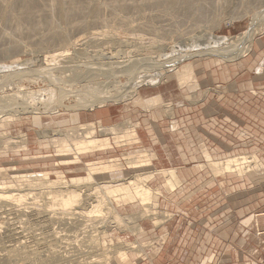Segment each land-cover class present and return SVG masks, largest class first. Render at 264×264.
I'll use <instances>...</instances> for the list:
<instances>
[{
  "label": "rangeland",
  "instance_id": "374dc122",
  "mask_svg": "<svg viewBox=\"0 0 264 264\" xmlns=\"http://www.w3.org/2000/svg\"><path fill=\"white\" fill-rule=\"evenodd\" d=\"M106 1L111 3L110 1L112 0H99L98 5L87 2V8H95V12H87L83 14H81L80 12L71 13L69 14V19H63L62 21L60 20L61 22L58 21V18H60V16L58 15L51 16L47 14L39 17L28 16V19L27 16H25L23 20L31 19V22L35 24L40 19H47V23L43 22L40 23V25H35L36 28H41V30L49 28L51 25V21H53L54 18L57 19L56 27L59 28L58 30L60 31L69 28L70 24H84L82 25V27H77L69 30L68 33L70 38L68 40L66 39L64 42L59 43L58 41H56L55 44H40L41 46H38L30 43L33 38L31 39L26 37L24 39L26 44H21V49H15L16 51H14V49H11L12 42H9V40L7 41L4 35V32L9 33L10 35L15 34L13 33V26L9 25L11 23L10 20H13V17L10 16L11 13L17 15L23 13L28 9L30 11H33L34 8L43 9V4L45 3V1L19 0L17 2L16 0H11L10 5L6 4L7 7H2L0 9L1 13L2 11L4 12L6 10L4 14L2 13L3 16L0 20V23H3L0 24V52L4 51L3 53H5L3 55V53L1 52L0 66H2L1 64H4V66L2 67H6V65H12V63L23 64L27 61L29 64V69H27V67L26 69L29 75L32 73H37L36 75H34L37 78V81L33 75L25 78H17L18 76L14 75L16 78L15 80H13L8 85H5L4 87L0 86V93L3 94H0V114L3 115L2 118L9 115H13V117H19L18 120H15L13 119V117H11V119H13L12 122L0 119V183L2 181L7 184H16L20 183L21 180L27 179V177L34 175L44 176L45 173H47L52 180H59L60 177L64 176L66 179L74 182L75 178L89 177L86 172L88 161L103 159L107 160L117 157L120 158V160H122L124 164H126V161L123 158L125 154L132 155L144 150H149V152L152 154V158L155 159L156 153L149 146L146 147L145 145H143L142 139H144V137L141 136V132L146 134V131L151 129L155 131V135H157V132H160L162 130V128H159V125L165 121L169 122L170 129H172L175 133L179 132V130H187L192 134V143L194 145V149L197 148L195 150L198 155V159L193 157L194 159L191 160H193L192 163H195L198 166L201 164H205L207 159L211 157L209 155L210 157L206 159L204 155V151L206 148H208L209 152H207L206 150L205 153H211L213 157L220 159L226 155L255 154L259 159L256 164H260L261 160L264 165V123H258L260 127L257 128L259 130V133L257 134L251 129H247V125L249 123L252 124L255 122L251 120L247 124L246 118L242 117V115L245 116L248 113L250 114V112H264V81L257 84L259 87H252L248 90L245 88V86L242 85V82H238L240 83V85H234L232 83L233 78H235L236 76H241L244 71L250 70L248 68L249 65L250 67H253L252 70H254V72H263L264 29H262V31L257 33L254 37V44L252 45L251 50L248 51V56L252 55V59L247 66L241 64L242 59H237V61H235L236 63H238L236 64V69H226V67L224 66L229 64H226L224 61H216L217 63L213 62L212 64H210V66H208L206 64L210 57L206 55H204V57L197 56L194 58H189L183 63L180 61L181 64L180 62H178V60V63L176 65H178L179 67L180 65L186 64L188 61L192 63L196 62L197 60L199 61L200 65L198 64L197 66H195L197 87H191V85L182 87L176 80V74L174 73V70L172 72L169 68L168 70L166 69L165 72L161 71L157 69L158 64L153 66H146V64H144L143 68L147 67V70L144 72L140 71V73L134 70H130L129 72H125L123 70L120 73L119 71H117L113 75L112 73H106L104 70H102L103 67H107L108 64L110 65L116 60H130L129 62H132L145 58L148 60V62H153L155 60L157 61L160 58V60L165 61L167 57L164 54H171L170 56H173L176 53L175 50L178 52L184 50V48L187 49L188 46L191 47V45L193 46L200 43L202 45V42L208 41L210 32H212L215 36L219 35L225 36L227 38H231L236 35L239 36L241 33H246L248 32L247 28H249L251 24L250 22L255 20V24L251 27L249 33L253 32L258 24L260 25L262 24L261 22H264V8L255 11H261L260 13L263 12V14L260 15V19H255L253 13L251 14L248 12L249 14H246V11L255 9V6L257 4L255 2L256 0H254V2L253 0H235V2L234 0H230L226 7L222 9V12H224H221L222 14L220 13V11L214 14L213 11L205 8L206 5L202 0H179L176 4H174L175 7L174 5H172L171 7L168 6L164 2V0H161V2L160 0H151V2H142L141 0H139L138 2H136L137 4L134 0H127V9H125L124 11H120L119 13L124 15L123 17H125V19L124 21H120L117 19V16L115 14L111 13L109 9V3H107ZM22 4H24V6H22ZM73 8L75 11L80 9L79 5H75L73 6ZM104 8L107 9L105 10ZM140 9H142V11H140ZM43 10H45V8ZM200 11H202L203 13ZM114 15L116 16V18L113 17ZM216 16L220 17L218 18ZM198 19L202 20L198 22ZM144 20L146 21L144 22ZM148 20H151L153 23L149 22ZM214 21L219 22V25ZM147 22L149 24H147ZM215 24L217 27L215 26ZM199 34L202 35L200 36ZM109 39H113L114 41L105 43ZM247 40L248 38H246V41ZM246 41L244 42L246 43ZM257 44L259 45L260 49L256 47L258 46ZM179 45L181 49L179 48ZM7 48L9 49L6 50ZM68 49H71L70 55L66 58L58 60L60 61L58 62L59 64L56 63V65L50 64L41 67L39 66L41 60L44 57L46 58L51 56L53 53H55V50L62 51ZM225 53H228V51L226 50ZM161 54L163 56H161ZM201 64L206 65L205 69H207V71H203V73L201 72L203 70V65ZM115 66L117 68L114 67L113 69H120L118 68L119 65ZM72 67L76 71L73 73L77 74L78 72L81 77H77V79L72 80L70 83L68 82V84H65L63 82V85H66L65 87L84 85V88H86L84 89V91L87 92L89 89V92H94L95 90L101 91V87L96 83L100 84L102 82H109L108 85L111 87H107V84L105 85L108 90H114V87L118 88L120 86L116 85L118 83L116 82L117 80L120 81V83L118 84H128L129 86L132 81H137L136 76L138 78L140 74L142 75L144 73L150 74L158 71V73L163 72L164 76L163 74H161L162 78L160 79L159 83L153 85L151 82L150 84L143 85L138 84L134 81L135 83H137L136 85L138 87L137 95L134 98H131L130 95L125 97L126 99H120L121 102L118 105L110 104L116 102L109 101L108 105L101 107L97 106L95 107V110L93 109L94 107H91L90 109H87V112L85 113H77V111H75L76 113L72 114H76V117L72 118L71 113L59 112L55 115L54 110L51 109L50 112H53L52 114L54 116L57 117L63 115L61 117H65L64 119L57 118L54 121V124H52V121L49 124L50 119H52L49 117H51L52 114H49L48 112H44L42 114L34 112L24 114V110L22 108L23 99L20 98V94L24 92L20 91L21 89H19L18 86H23V89L25 91L31 90L34 93L41 91L42 87L52 88L53 86L51 82L49 83L47 81H43V76L38 77L37 75H41V73L46 74L51 71V73H55L56 75V73L58 72H56V70H60L61 72H63V70L65 69L71 70ZM222 69L225 70V73H228L229 70V73L231 75H234V73L237 71V75L231 76V79L227 80L225 79L227 78V73L224 77L221 76L222 74H224ZM254 72H249L247 73V76L239 77L236 79V81L247 80L249 75L254 76ZM262 75H264V72L260 76ZM4 76L5 78H2V81L0 83L8 79L7 74L5 75L4 73ZM262 78L257 79V81L264 80ZM106 80L107 82H105ZM174 91H179L182 94V101H180L179 98H174L173 102H168L167 100H165L167 101L166 103H157L158 105H154V103L149 100L150 98L157 97L158 94L160 95V93L164 95L168 92ZM18 99L20 101H18ZM30 100L37 103L38 101H40V98L31 97ZM170 102H172L171 105L169 104ZM246 102L248 106H246ZM229 113H232L233 115L234 113L236 114V117H238L237 122L235 121L234 123H230ZM240 118L243 120V122H240ZM96 121H101L104 126L119 123L120 127H118L117 129L119 131H125V127H127L128 124L137 125L138 127L136 128V130H138L139 136H141L142 139L140 142L133 145L127 144V146L124 147L115 146L114 149L96 151L93 153H88V155H81V163L62 164L60 162L61 156H57L59 148H57V146L54 145L55 143L52 141V138H58L59 135L42 137L38 132V130L43 131V129L46 128L58 129V127H61L67 129L68 127L69 130L67 131L69 133L82 134L84 128L81 127L82 125H87L91 122H94L96 124ZM123 122L125 125L122 124ZM7 123L11 124L8 125ZM217 123L219 124V126L217 125ZM182 125L184 127H182ZM96 126L97 135L102 136L101 131H99V125L96 124ZM216 130H219L217 133V137H221L220 142L224 144L223 148L220 151L224 152L216 150V146H214L216 144ZM205 132L206 138H203L202 134ZM106 135L108 137L114 136L111 133H108ZM166 135V133H158L159 138L153 137L152 135L149 138H157V140L154 141H160L161 138L162 140H167ZM25 137L26 140H23L25 139ZM176 138L177 143L182 144V142L184 141V139H182L181 137ZM112 143L114 146L115 144L113 139ZM183 143V146H190L188 142ZM147 168H149L150 170L156 169L154 165L144 168L140 167L135 169H127L119 171L118 173L103 174L104 176L98 175L97 180L118 181V179H128L133 176V173L135 171L144 172ZM202 170L206 172L203 178L197 180V182L192 185L185 186V188L180 187L181 189L179 191L171 194L169 193L167 199L160 200V202H158L159 204L156 211L157 213L152 214L151 216L153 217L149 216L151 218L148 217V220L145 219L144 221H140L143 227V231L141 233L129 232V229H126L125 226L122 227L118 225L117 227V224L111 222L112 219H109L110 221H102L101 219L97 220L99 224L96 221L97 226L95 225L94 227H92L90 225V227H92H89L91 231L89 228H87V230L89 231L84 232L85 235L82 233V231L78 230V227L74 228L71 225L70 220H64V222H61V224L54 223L52 225V230H44V228L40 229V227H42L41 224L43 223L42 220L44 218H38L36 215H33L30 218L26 215H19V217H17L18 214L16 215V213L14 214L12 211L6 210L7 208H9V206H5L0 210V224L2 225V227L0 225V233L2 232L1 234H4L5 232V234H7L10 233L12 229L13 233H11L12 235L10 234L9 236H4V240H0V258H2L0 264H17L18 261V264L28 263L27 258H24L23 256L25 255L23 254H18L16 258L18 257L19 259H16L14 257L15 259L13 258L14 260H11V262L3 259L6 256L7 251L14 248L16 251H24L25 249L31 251L34 248L35 250H37V252L39 251L38 253H40L37 256L44 257L49 248V245L47 244V240L50 239V237L47 236L48 231L51 233L53 232V229L55 230V228L57 230L56 232L59 231L57 233L58 236L60 235L59 237L62 238H59L58 243L60 247L62 246L61 250H64L66 254L72 255L73 258L81 255L82 259L84 257L82 255L85 254L82 251L85 249L84 245L86 242L84 241L88 240L91 235H101V241L106 242V244L110 246H119L121 244L127 243L128 241L129 243L135 241L138 242L139 245L137 244V242L136 244L139 248L142 249V251L141 253H137L136 251L132 252L128 264H257L255 259L252 260L250 258H247V260H245V258H242L240 256V253H238L240 251L236 245L239 235V230H237V228L238 224H241V215L236 214V211H234V197L235 193L236 196L242 195L240 204L244 205L243 214H247L248 209L246 207L251 206L253 203V201L251 200V192H258V188H260L261 186L264 187V166L263 168L260 167L259 169V181L257 183L250 182V180L243 181V183H241V190H238V183L236 185L234 183L238 180L239 177H241L242 179L244 178L242 176H236L237 173H229L226 176L225 181V185L227 186L226 192L224 188L219 187L215 180H213L214 174L210 171L209 167H205ZM90 180L95 181L96 179H85L81 180L80 183H88ZM162 182L163 177H160V175H157L154 179L149 180L150 184L157 185L159 187L163 185L164 182ZM248 182H250V184H248ZM252 183L254 184V187L253 189H249L248 186H251ZM48 189L49 187H44L41 185L28 187L22 192H30L31 198L27 200L26 203L28 204H23L21 205V207L25 208L24 206L27 205L29 208L31 207L32 204L30 205L29 203H31L33 200V193L39 196L37 197L38 200H45V198L49 196L46 193ZM40 192H43L44 194H40ZM220 198H223L222 203L219 201ZM260 202V205H256L257 211H264V201L260 200ZM29 208L26 209L28 211H31L32 207L30 209ZM222 211H224V213L227 212L228 215L232 217L228 218V225H226V222L224 223L225 228H222V225L219 226V224H221L219 215ZM160 216L162 217V219H164L163 221L160 219ZM22 219H24L25 221ZM152 219L155 220L156 224H159L156 225L154 223V220ZM156 219H159L158 222ZM208 221L209 226L210 224L215 226L214 228H212V230L211 228L206 227L208 225ZM103 223L106 224L107 227ZM97 228L98 230H96ZM249 228L251 229L248 234L250 239H253V237L255 239V236L258 237L259 235L263 234L261 233L257 235V233L260 232L259 228H257V230L252 229L251 227ZM30 229H32L33 231H30ZM92 229H95L97 232ZM76 230L78 231L76 232ZM104 231L107 232L106 237L103 234ZM73 232L78 234L75 235ZM151 235H153L154 237ZM44 236H47V238ZM79 237L80 239H82L81 245V242H79ZM82 237H84L85 239ZM77 239H79V241ZM31 242L35 245L41 244L42 246L40 245L39 247V245H36L39 249L38 250L37 247L34 244L32 245ZM21 243L24 245H22ZM44 243L45 246L43 245ZM76 244L80 246L77 247ZM18 245L20 246V248H18ZM64 245H66L67 248H65L66 246ZM143 245L146 247H144ZM146 255H148V257ZM113 260L114 259H112L108 264H122L118 261H116L117 263H115ZM35 261H38V259H36ZM102 264H104V261L102 262Z\"/></svg>",
  "mask_w": 264,
  "mask_h": 264
},
{
  "label": "bare ground",
  "instance_id": "6f19581e",
  "mask_svg": "<svg viewBox=\"0 0 264 264\" xmlns=\"http://www.w3.org/2000/svg\"><path fill=\"white\" fill-rule=\"evenodd\" d=\"M10 1L11 0H0V9L2 7H7L6 4L10 5ZM12 1H14V0H12ZM16 1L18 2L19 0H16ZM43 1H45V3L43 4V7L45 8V10H43L44 8L43 9L34 8L33 11H30L28 9V10L24 11L23 13H20L17 15H14L11 13L10 16L13 17V20H10L11 23L10 22H8V23H10L9 25L13 26V29H14L13 33H15L14 35H16V36L10 35L7 32H4V35H5V38L7 41L9 40V42H12V45H11L12 50L13 49H14V51L20 50L22 47L21 44L22 45L26 44V42L24 41V39L26 37L31 38V39L33 38L31 40V42L30 41L29 42L33 45H38V46H41L40 44H47V45H49L50 43L55 44L56 41H58L59 43L64 42L66 39L68 40L70 38L69 33H68L69 30L77 28V27H82V25L84 24L83 22H82L83 24H75V25L70 24L69 28L65 29L66 31L65 30L60 31V30H58L59 28L56 27V20L57 19L54 18V20L51 21V25L49 28L41 30V28L40 29L36 28L35 25H37V24L40 25V23H43V22L47 23L48 22L47 19H40L35 24V23L31 22V19L23 20V18L25 16H27V19H28V16H31V17L38 16L39 17V16H44L47 14L51 15V16H54V15L57 16L58 15V16H60V18H58V21H60V20L62 21L63 19H69V14H71V13L80 12L81 14H83V13H87V12H95L96 11L95 8H92V9L87 8L86 4H87V2L88 3H94L96 5H98V3H99V0H83V1L43 0ZM134 1L136 3L139 0H134ZM141 1L142 2H151V0H141ZM178 1L179 0H164V2L170 7L174 4H176ZM202 1L206 5L205 8H207L210 11H213L215 14L216 12L218 13L219 11L221 13L222 9H224V7H226V5L229 3L230 0H202ZM110 2L111 3H109V2H107V3H109V9H110L111 13L115 14L117 16L118 20L124 21V19H125V17H123L124 15L119 14V13H120V11H124L125 9H127V6H128L127 0H112ZM160 2H161V0H160ZM234 2H235V0H234ZM253 2H254V0H253ZM255 2L257 3L255 6V9L250 10V11L247 10L246 14L248 12L251 14L253 13L255 19H260V15L263 14V12L260 13L261 11L260 12H255V11L264 8V0H256ZM75 5H79L80 9L75 11L73 8V6H75ZM96 5H95V7H96ZM22 6H24V4H22ZM174 7H175V5H174ZM225 10H226V8H225ZM140 11H142V9H140ZM4 12L2 11L3 14H4ZM200 12H202V11H200ZM2 13L0 12V20L2 19V16H3ZM154 13H155V11H154ZM222 13H224V12H222ZM150 14H152V13H150ZM238 14H239V12H238ZM115 15L113 17L116 18ZM95 16H96V13H95ZM233 16H234V14H233ZM216 17H218V16H216ZM103 19H104V17H103ZM85 20H87V19H85ZM201 20H199L198 22H200ZM145 21L146 20H144V22ZM216 21H218V20H216ZM216 21H214V22H216ZM149 22H152V21L150 20ZM216 23L218 24L219 22H216ZM261 23L262 24H260V25L258 24V26H256L255 30L253 29L254 30L253 32L241 33L239 36L236 35V36H233L231 38H227L225 36H219V35L215 36L212 32H210L209 33V36H210L209 39L210 40L208 39V41L202 42V45L200 43V44L193 45V46L191 45V47L188 46L187 49L184 48V50H181L178 52L175 50L176 53L173 56H170L171 54H167V55L164 54L167 57V59H165V61L160 60V58L157 61L155 60L153 62H148V60L145 58L141 59V60H135L132 62H129L130 60L129 61L116 60V61H114L115 64L111 63L114 65L108 64L107 67H103L102 70H104L106 73H112L113 75L115 72L119 71V73H120L123 70L125 72H129L130 70L131 71L134 70V71L140 73V71L144 72L147 70V67L143 68L144 64H146V66L149 63H152L153 65L158 64L157 69H159L161 71L165 72L166 69L168 70L169 68L172 72L174 70L175 71L174 73L176 74V80L182 87H184L186 85H188V86L191 85V87L192 86L194 87L197 85V81H196L197 78H196V71H195L196 67L195 66H197L199 64V61L197 60L194 63L188 61L186 64L180 65V67H179L178 65H176L178 60H179L178 62H180L182 60L187 59L193 53L198 54L199 52H204L205 54H207L206 56L211 58V59L209 58L207 65H210L213 62L217 63L216 61H218V62L224 61L226 64L227 63L231 64L232 62L236 63L235 61H237V59L241 60L244 57H246L247 52L251 49V47L253 45L255 35L257 33H259L260 31H262V29H264V22H261ZM0 24H3V23H0ZM147 24H149V23L147 22ZM215 26H216V24H215ZM63 28H65V27H63ZM67 33H68V35H67ZM111 34H109V35H111ZM115 35H116V33H115ZM246 38H248L247 41H246ZM34 39H36V40H34ZM120 40H122V39H120ZM113 41H114L113 39H109L105 43H110ZM244 41H246V43ZM74 43H76V42H74ZM74 45H77V44H74ZM179 48H180V45H179ZM8 49L9 48H7L6 50H8ZM58 50H55V53H53V54L51 53L53 51L52 50L50 52L52 55L49 57H46V58L44 57L41 60V62L39 63V66L41 67V66H46V65H50V64L56 65V63L60 62L58 60H61L62 58L68 57L71 53V49L62 50V51H58ZM226 50L228 51V53H225ZM1 52H0V55H1ZM4 54L5 53H3V55ZM7 54H9V53H7ZM161 56H163V55L161 54ZM198 57H204V55L198 56ZM183 62H185V61H183ZM1 65L4 66V64H1ZM115 65H119L118 68H120V69H118V70L113 69L114 67H116ZM2 66H0V82L2 81V78H5L4 73H5V75L7 74L8 78L9 77L12 78V76H14V75H11L12 73L17 72L18 70H23V69L25 70L26 67H27V69H29V67H28L29 64L27 61H26V63H23V64L12 63V65H6V67H2ZM180 68H181V70H180ZM231 68H233V67H231ZM7 70H9V71H7ZM51 72H48L46 74L41 73V75L43 76V78H42L43 81H47L49 83L51 82V84L53 86L52 88H45V87L43 88L42 87L41 91L34 93L29 89H28L29 91H25L23 89V86L17 85L19 87V89H21L20 91L24 92V93L20 94V96H21L20 98L23 99V101H22L23 107L22 108L24 110V114L33 113V112L34 113H41V114L44 112H48L49 114H52L53 112H50L51 109L54 110L55 115L59 112H63V113L67 112V113L72 114V113H76L75 111H77V113L78 112L85 113V112H87V109H90L91 107H94L93 109L95 110V107H97V106L101 107V106L108 105L109 101L116 102V103H110V104H117L118 105L121 102L120 99L122 100L123 98L130 96V95H131V98H134L137 95V91H138V87L136 85L137 83L143 84V85L144 84H150V82L152 83V85L157 84V83H159L160 79L162 78L161 74H163V72L158 73V71L155 73H150L153 75L146 74V73H144L142 75L140 74V76H138V78L136 76L137 81L134 80L137 83L132 81V83L129 85L130 87L128 86V84H125V85L124 84H118V83H120V81L117 80L116 82H118V83L116 85H120L119 86L120 88L114 87V90H110V89L108 90L107 89V87H111L108 85L109 82L108 83L102 82L100 84L96 83L98 86L101 87V91H103V92H101L99 90L98 91L93 90L94 92H89L90 89L87 92V91H84V89H86V88H84V85L83 86L82 85H80V86L74 85L71 87H65L66 85L65 86L63 85V82L65 84L66 83L68 84V82L70 83L72 80L77 79V77H81L78 72H77V74L73 73V72H76L73 67L71 68V70L65 69V70H63V72H61L60 70H56V72H57L56 75H55V73L53 74ZM31 75L34 76V74H31ZM163 76H164V74H163ZM36 81H37V78H36ZM33 82H35V81H33ZM105 82H107V80ZM106 84H107V87L105 86ZM92 89H94V88H92ZM0 94H2V93H0ZM6 94H8V93H6ZM181 95L182 94L179 91L168 92L164 95H162L160 93V95L158 94L157 97L150 98L149 100L152 103H154V105H158L160 103H166L167 101L173 102L174 98H177V99L179 98V100L182 101L183 99H182ZM4 97H2V98H4ZM31 97H39L40 101H38L37 103L32 102L30 100ZM0 98H1V95H0ZM10 99H12V98H10ZM165 100H167V101H165ZM18 101H20V100L18 99ZM172 102H170L169 104L171 105ZM10 108H11V106H10ZM162 108H163V106H162ZM68 115H70V114H68ZM61 116H63V115L56 117L52 114V116L49 117V118H52V119H50L49 124L51 121H52V124H54V121L57 118H62V119L65 118V117L63 118ZM2 117H3V115L0 114V119H2L4 121L6 120L9 122H12L13 119H15V120L19 119V117H15V116H14L15 117L14 118L13 115L12 116L9 115V116H6L4 118H2ZM11 117H13V119H11ZM72 117H76V114H72L71 118ZM7 124L10 125L11 123H7ZM96 124L99 125V127H100L99 131H101L102 136L97 135ZM96 124L94 122L88 123L87 125L81 124L82 126L81 125L80 126L84 127L82 134H74L73 133L74 134L73 135L72 133H69L67 131V130H69L68 127H67V129L61 128V127H58V129L57 128L56 129L55 128L54 129L46 128V129H43V131L38 130V132H39V134H41L42 137L43 136L50 137V135H52V136H58L59 135L58 138L57 137L52 138V141L55 143L54 145H56L57 148H59L57 156H61L60 162L62 164L81 163V161H82L81 155H88V153H91V152L93 153L96 151L114 149L115 146L116 147H121V146L124 147V146H127V144L133 145V144L140 142L142 139L141 136H139L138 130H136V128L138 126L134 125V124L133 125L128 124L127 127H125V131L117 130L118 127H120L119 123H116L114 125L104 126L101 121H98V122L96 121ZM122 124H124V122ZM108 133H111L114 136L108 137L106 135ZM112 139H113L114 144H115L114 146L112 143ZM23 140H26V137ZM46 141H48V140H46ZM144 142H145V140L142 143H144ZM144 145L146 146V144H144ZM146 147H148V145ZM174 148H176V147H174ZM195 149H197V148H195ZM206 150H207V152H209L208 148H206L205 151ZM160 152H163V151H160ZM123 158L126 161V164H124L122 162V160H120V158H117V157L112 158V159H107V160L103 159V160L88 161V164L86 163L87 164L86 172H87V175L89 177L88 178L78 177V178L74 179L75 180L74 182H71L70 180L66 179L64 176L60 177L59 180H52L48 176L47 173H45L44 176L34 175V176L27 177V179L21 180L20 183H16V184H10V183L7 184V183H4L1 181V183H0V210L5 206H9V208H7L6 210H10L14 214L16 213V215L18 214L17 217H19V215H26L29 218L32 217L33 215H36L38 218L42 217L44 219L42 220L43 223L42 222H41L42 224L40 223L42 225V227H40V229L44 228V230H47V229L52 230V228H53L52 225L54 223L61 224V222H64V220H70L71 225L74 228L78 227V230L82 231V233L84 234V232L89 231V230H87V228H89L90 225L92 227H94L96 225L97 220L101 219L102 221L103 220L105 221V220L112 219L111 222L117 224V227H118V225L122 226V227L125 226L126 229H129V232L141 233L143 231V227H142L140 221H144L145 219H147L152 214L157 213L156 211L158 209V204H159L158 202H160V200H163V198H168L169 193L171 194L172 192L176 191L177 188L183 182V179H182L180 173L178 172V168H176V167H168V168H166V166L165 167L162 166L161 168L158 167V161H157L158 157L155 159L152 158V154L149 152V150H144V151H141L139 153L132 154V155L131 154H125L123 156ZM258 160L259 159L257 158V155H255V154L226 155L221 159L211 156L209 158V160L207 159L205 164H201V165H199V167L201 169H204L205 167H209L210 171L213 172V174H214V178L220 179V181H219L220 185L224 187L225 191H227V186L225 185V179L224 178L229 173H234V174L237 173L236 176H242V177L250 176L253 179L255 178V180L259 181L258 180L259 179L258 178L259 173L257 175H253V174H256L257 171H259L257 169V167H259V165L256 164L258 162ZM260 162H261V160H260ZM152 165H154V166L156 165V169L154 168L155 170H150L149 168H147L146 171H144V172L135 171L133 173V176L128 178V179H121V180L118 179V181H115V180L98 181L97 180L98 175L104 176L103 174H113V173H118L119 171H123V170H127V169H133V168L135 169V168H140V167L144 168V167L152 166ZM157 175H160V177H163L164 183L162 182L163 185H161L160 187L157 185H152L149 183V180L154 179ZM85 179H96V180L95 181L90 180L88 183H80L81 180H85ZM228 184H229V182H228ZM35 185H41L44 187L45 186L49 187V189L46 191V193L49 196L46 197L45 200H42V199L38 200L37 197H39V196H37L35 193H33V196H32L33 200L31 203H29L30 205L32 204L31 205L32 209H31V211H28L26 209V208H29L28 205L24 206L25 208H22L21 205L28 204L26 202H27V200H29L31 198L30 197L31 193L30 192H22V191H24L25 189H27L30 186H35ZM40 194H44V193L40 192ZM166 214H167V212H166ZM156 215H158V214H156ZM168 215H170V214H168ZM151 217H153V216H151ZM151 217H149V218H151ZM168 218H166V219H168ZM172 218H173V216H172ZM160 219L162 221L164 220V219H162L161 216H160ZM19 220H20V218H19ZM22 220H24V219H22ZM152 220H154V219H152ZM156 220L158 222L159 219H156ZM161 220H160V222H161ZM70 221H68V222H70ZM109 221H107V222H109ZM154 223H155V220H154ZM33 224H36V223H33ZM98 224H99V222H98ZM158 224L159 223H157L156 225H158ZM104 225H106V224H104ZM1 227H2V225H1ZM92 227H90V228H92ZM106 227H107V225H106ZM98 228H99V226H98ZM98 228L96 230H98ZM20 229H22V228H20ZM32 229H30V231H33ZM0 230H1V228H0ZM7 230H8V228H7ZM78 230H76V232ZM92 230H95V229H92ZM123 230H124V228H123ZM56 231L57 230L55 228V230L53 229V232L50 233L48 231V235L46 234L47 236L50 237V239L47 240L48 241L47 244L49 245V248H48V250L46 249L48 252L46 253V255H44V257L37 256L40 253H38L39 251L37 252V250H35L34 248L31 251L26 250V249L24 251H20V250L16 251L14 248V249L8 250L6 253V256L3 259H6L9 262H11V260H14L16 258V256H18V254H20V255L23 254V255H25L23 257L27 258V260H28L27 261L28 263H26V264H102L103 261H104V264H108L111 262L112 259H114L113 261L115 263H117L116 261H118L119 263H122V264H128V262L130 261V256H131L132 252L136 251L137 253H141V251H142V249L137 246V244H138L137 241L130 242V243H129V241L128 242L125 241L127 243L121 244L119 246H114L113 244H111L113 246H110V245H107L106 242L101 241V239H102L101 235H98V236L97 235H91L88 240L84 241V242H86L85 245L83 243V245L85 246V249H84L85 251L84 250H82V251L85 254H83L82 256H84V257L81 259V255L80 256L75 255L77 257L73 258L72 255L66 254V252L64 250H61L62 246L60 247L58 244L59 238H61V237H59L60 235L58 236V234H57L59 231L58 232H56ZM90 231H91V229H90ZM106 231H104V233H103L105 237H106V233H107ZM8 232H9V230H8ZM1 233H0V240H4L3 237L6 235L9 236L11 233H13V229L10 231V233H7V232H6L7 234H5V232H4V234H1ZM74 234L76 235L78 233H74ZM86 234H89V233H86ZM47 236H44V237L47 238ZM151 236H153V235H151ZM82 238H84V237H82ZM79 239H80V237H79ZM79 239H77V240L79 241ZM146 239H148V238H146ZM5 240H6V238H5ZM81 240L82 239H80L79 242H81ZM24 242H22V243H24ZM39 242H41V241H39ZM75 242H77V241H75ZM136 242H137V244H136ZM30 244H29V246H30ZM33 244L34 243H32V245ZM81 244H82V242L80 243V245ZM22 245H24V244H22ZM40 245H39V247H40ZM43 245L45 246V243ZM66 245H64V246H66ZM80 245H77V247ZM144 247H146V246H144ZM18 248H20V246ZM31 248H32V246H31ZM65 248H67V246ZM37 249H38V247H37ZM46 250H45V252H46ZM70 250H72V249H70ZM146 256L148 257V255H146ZM20 257H22V256H20ZM36 259H38V261H35ZM23 260H21V261H23ZM1 261H2V258H0V262ZM18 262H17V264H18ZM13 264H15V263H13Z\"/></svg>",
  "mask_w": 264,
  "mask_h": 264
},
{
  "label": "crops",
  "instance_id": "0c3cea01",
  "mask_svg": "<svg viewBox=\"0 0 264 264\" xmlns=\"http://www.w3.org/2000/svg\"><path fill=\"white\" fill-rule=\"evenodd\" d=\"M253 44H254V42H253ZM256 47L259 48V45L256 46ZM248 55H249V52H247L246 57H244L242 59V61H241L242 63L241 64L246 65V66L249 64V62L252 59V55H250V56H248ZM203 64H206V63H203ZM203 64H201V65H203ZM236 64H238V63H232V64L226 65L224 67H226V69H228V68L231 69V67L233 66V68L236 69ZM208 66H210V65H208ZM198 67H200V66H198ZM202 68H203V70L201 71L202 73H203V71H207V69H205V65H203ZM248 68L250 70L244 71L241 76H236L237 75V71L234 73V75H231L229 73V70H228V73L226 72L227 73L226 74L225 70L222 69L224 74H222L221 76L224 77L225 74H226L227 78H225V79H227V80H230L231 76H236L235 78L232 79V83L234 85H237V84L240 85V83H238V82H242V85L245 86V88L247 90L249 88H252V87H259L257 84L262 82V81H264V80L257 81V79L264 77V75L260 76L264 72V69H263V72L261 73V71L254 72V70H252L253 67H250V65H249ZM249 72H254L253 73L254 76L249 75L247 80L236 81V79L239 78V77L247 76V73H249ZM262 79H264V78H262ZM231 86H233V85H231ZM246 106H248L247 102H246ZM245 112H246V109H245ZM229 117H230L229 118L230 123H234L235 121L237 122V120H238V117H236L235 113H234V115L232 113H229ZM242 117L246 118V123L247 124L251 120H253V122H255V123H252V124L249 123L247 125V129L248 130L251 129L252 131H254V132H256L258 134L259 130L257 128L260 127L258 123H262V124L264 123V112H260V111L250 112V114L248 113L245 116L242 115ZM240 122H243V120L241 118H240ZM217 125L219 126L218 123H217ZM157 127H158V125H157ZM182 127H184V126L182 125ZM159 128H162V130L160 132L158 131L157 135H155V131H153L151 129L146 131V134L141 132V136L144 137L142 142L145 140L143 145L144 144H146V146L148 145L156 153V158L158 157V160L156 159L158 161V167L161 168L162 166L163 167L166 166V168H168V167H176V168H178V172L180 173V175H181V177L183 179V182L177 188L176 191L172 192V193H175V192H177V191H179L181 189L180 187L185 188V186H187V185H192V184L196 183L197 180H200L201 178L204 177V174L206 172H204V170H202L197 164L192 163L193 160H191V159L197 158L198 155L196 153V150L193 147L194 145L192 143L193 140H192V134L191 133H189L187 130H185V131L184 130H182V131L179 130L180 133L179 132L175 133L172 129H170L169 122H167V121L162 122L159 125ZM218 131L219 130H216V133H215V142H216V144L214 146H216V150L220 151L223 148L224 144L222 142H220L221 137L220 138L217 137ZM158 133H160V134L161 133L162 134L166 133L167 134L166 135L167 136V140L166 139L162 140V138H161L160 141L159 140L158 141H154V140H157V138L156 139L152 138V137L149 138L151 135L153 137H158ZM205 134H206V132L202 134L203 138H206ZM220 135H222V134H220ZM176 137H179V138L181 137L182 139H184L183 142H188L190 144L191 148L188 145L183 146V144H184L183 142H182V144L177 143V140H176L177 138ZM174 147H176V148H174ZM160 151H163V152H160ZM191 151H192V153H191ZM220 152H224V151H220ZM204 155H205L206 159L208 157L212 156L211 153L207 154V153H205V151H204ZM258 165H259V167H257L258 170L260 169V167L263 168V166H264L262 161ZM155 167H156V165H155ZM259 171H257L256 174H253V175H257L259 173ZM243 178L244 179L239 177L238 180L234 183L235 185L238 183L237 184V185H239V189L238 190H241V187H242L241 183H243V181L250 180V182H253V183L254 182L255 183L258 182L257 180H255V178L253 179L250 176L243 177ZM224 179L226 181V177ZM213 180H215V182L218 184L219 187L224 188L223 186L220 185V182H219L220 179L213 178ZM250 182H248V184H250ZM253 183L251 184V186H248L249 189H251V188L253 189V187H254ZM258 190H259L258 192H256V191L251 192V200L253 201V203H252L251 206L246 207L248 209L247 210V214H243L244 213V209H243L244 205L240 204V199H242V195H237L236 196V193H235V197H234V200H235L234 211H236V214L241 215L240 216L241 217L240 218L241 219L240 220L241 224L240 225L238 224V228H237V230H239V235H238V240H237L236 245H237V247L239 248V251H240L238 253H240V256L242 258H245V260H247V258L248 259L250 258L252 260L255 259L257 264H264V240H263L264 239V211H257V208H256V205H260L261 204L260 200L264 201V187L261 186L260 188H258ZM236 191H237V189H236ZM164 199H167V198H163V200ZM222 199L221 198L219 199V201L221 203H222ZM219 216H220L219 220L221 221L220 222L221 224H219V226L222 225V228L223 227L225 228L224 223L226 222V225H228V222H227L228 218H232V217H230L227 212L224 213V211L220 212ZM211 225L212 224H210V226H209V221H208V225L206 227L207 228L209 227L212 230V228H214L215 226H213V225L211 226ZM249 227H251L252 229H255V230H257V228H259L260 232L257 233V235H259L261 233H263V234L259 235L258 237L253 235V236H255V239H254V237H253V239H250L248 234H249V231L251 229Z\"/></svg>",
  "mask_w": 264,
  "mask_h": 264
},
{
  "label": "water",
  "instance_id": "95a60500",
  "mask_svg": "<svg viewBox=\"0 0 264 264\" xmlns=\"http://www.w3.org/2000/svg\"><path fill=\"white\" fill-rule=\"evenodd\" d=\"M264 18V17H263ZM262 18V19H263ZM255 22V20L254 21H251L250 23V26H249V28H248V32L251 30V27L255 24L254 23ZM202 53V54H201ZM202 55H207V54H205L204 52H199L198 54H196V53H193V54H191V56L190 57H188L187 59H185V60H183V61H186V60H188L189 58H194V57H197V56H202ZM183 61H181V62H183ZM180 62V63H181ZM178 63V62H177ZM150 65H152L153 66V64L152 63H149L148 64V66H150ZM33 74V73H32ZM11 75H16V76H18L17 78H25V77H28V76H30L29 75V73L27 72V69H23V70H18L17 72H15V73H12ZM35 75V74H34ZM38 77H41L42 75H37ZM16 78L15 77H13L12 76V78H8V79H6L5 80V82H2V83H0V86L1 87H4L5 85H8L9 83H11L13 80H15Z\"/></svg>",
  "mask_w": 264,
  "mask_h": 264
}]
</instances>
